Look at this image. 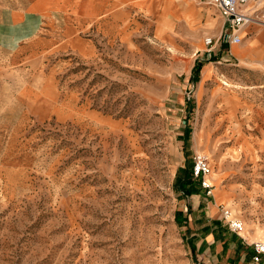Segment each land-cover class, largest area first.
Returning <instances> with one entry per match:
<instances>
[{"label": "rangeland", "instance_id": "rangeland-1", "mask_svg": "<svg viewBox=\"0 0 264 264\" xmlns=\"http://www.w3.org/2000/svg\"><path fill=\"white\" fill-rule=\"evenodd\" d=\"M224 22L196 0H0V264H197L176 214L197 154L264 241V44L244 26L232 53Z\"/></svg>", "mask_w": 264, "mask_h": 264}, {"label": "crops", "instance_id": "crops-1", "mask_svg": "<svg viewBox=\"0 0 264 264\" xmlns=\"http://www.w3.org/2000/svg\"><path fill=\"white\" fill-rule=\"evenodd\" d=\"M176 1V0H174ZM252 10V8H250ZM264 9V3L256 10ZM8 13L10 25L20 27L30 25L29 16L23 12L5 11ZM224 32L227 31L226 22H224ZM246 34H254L250 45L258 46L264 44V29L246 25ZM228 43V42H226ZM17 49L23 47V43H17ZM232 53L240 54L246 52L247 48L235 49ZM228 49L227 47L225 50ZM186 176L177 179L179 181ZM185 190L179 188L181 195L180 205L177 208L178 222L186 229V240L192 250L193 258L197 264H260L253 260L255 254L252 242L243 239L240 235L233 233L221 218L220 203L216 198L207 194L206 189L202 187L200 181L198 186L192 188L189 184ZM264 264V258L263 263Z\"/></svg>", "mask_w": 264, "mask_h": 264}, {"label": "built area", "instance_id": "built-area-1", "mask_svg": "<svg viewBox=\"0 0 264 264\" xmlns=\"http://www.w3.org/2000/svg\"><path fill=\"white\" fill-rule=\"evenodd\" d=\"M201 3H206L214 6L220 14L224 17L227 31L223 34V41L230 44L239 43L242 39L241 30L244 26L249 25L255 21L264 24V9L256 10L250 12L245 6L250 0H196ZM206 43L211 45L213 43V38L208 37ZM209 55H211V49L208 50ZM210 172V162L206 155L197 154L195 157L193 165V178L200 179L201 185L206 189L208 195H212V185L206 180L207 174ZM220 212L222 214L223 220L228 226V228L240 235L243 239L244 236V223L240 217L235 215L231 209L221 206ZM254 249L253 260L257 263L261 262L264 258V241H254L252 242Z\"/></svg>", "mask_w": 264, "mask_h": 264}, {"label": "trees", "instance_id": "trees-1", "mask_svg": "<svg viewBox=\"0 0 264 264\" xmlns=\"http://www.w3.org/2000/svg\"><path fill=\"white\" fill-rule=\"evenodd\" d=\"M201 65H197V69L199 70ZM189 183V177H185L179 181V188L185 190L186 185Z\"/></svg>", "mask_w": 264, "mask_h": 264}, {"label": "bare ground", "instance_id": "bare-ground-1", "mask_svg": "<svg viewBox=\"0 0 264 264\" xmlns=\"http://www.w3.org/2000/svg\"><path fill=\"white\" fill-rule=\"evenodd\" d=\"M233 44H238V43H233Z\"/></svg>", "mask_w": 264, "mask_h": 264}]
</instances>
